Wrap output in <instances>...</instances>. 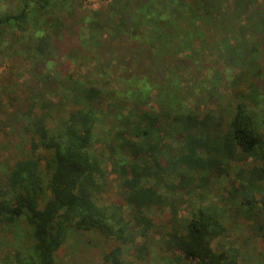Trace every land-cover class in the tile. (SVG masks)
Returning <instances> with one entry per match:
<instances>
[{"label":"trees","instance_id":"1","mask_svg":"<svg viewBox=\"0 0 264 264\" xmlns=\"http://www.w3.org/2000/svg\"><path fill=\"white\" fill-rule=\"evenodd\" d=\"M105 1L80 13L75 0H0V45L6 35L35 30L37 18L53 7L73 10L47 24L50 34L37 30L35 47H16L7 56L12 69L27 63L32 74L26 106L15 107L9 98L0 108V138L8 137V126L17 136L27 133L30 141L22 152L15 149L0 171V224L25 221L32 244L27 252H8L3 264H55L68 229L96 231L116 242L98 264H130L124 247L132 257L148 256L143 239L158 229L152 215L165 208L166 252L188 264H235L237 252L212 247L227 233L229 212L252 221L264 242V107L257 108L263 89L258 61L252 59L258 53L264 57V0ZM77 21L84 28H77ZM63 32L85 53L93 50L89 54L99 65L113 62L120 68L116 77L134 88L124 91L132 105L126 115L100 89L83 88L68 75L55 79L40 68L49 49L59 51ZM209 38L216 39L218 57L236 69V82L243 86L233 92L231 109H219L213 95L197 93L203 107L195 103L173 111L171 104L180 99L155 83L171 88L168 75L190 74L202 59L195 48L205 49ZM18 51H25L24 59L15 57ZM150 90L159 91L156 108H146ZM106 119L117 125L112 141L102 145L97 124ZM169 138L173 144L165 145ZM219 180L227 186L213 201ZM109 184L121 196L104 203L101 192ZM176 196L199 203L185 222L179 221Z\"/></svg>","mask_w":264,"mask_h":264},{"label":"rangeland","instance_id":"2","mask_svg":"<svg viewBox=\"0 0 264 264\" xmlns=\"http://www.w3.org/2000/svg\"><path fill=\"white\" fill-rule=\"evenodd\" d=\"M105 2V0H75L76 5H80V13L83 12L84 9L88 11L99 9L105 4ZM71 12H73V10L70 8L59 10L57 7H53L46 13H43L40 16V19L37 18L36 22H34L36 23L35 30H30L27 33H17L14 38H12L11 35L5 36L4 43L0 45L2 52L0 55V108L2 110L7 107V101L9 98L16 100L15 107L24 108L26 106V96L28 95L27 89L30 88L27 83H29L32 74L31 66L27 63L20 64L19 69H12V65L7 59V56L10 55L12 50L17 48H25V51H28L29 48L35 47L37 44L35 32L37 30L44 29L42 32H44L45 35L50 34L52 30L48 28V23H51L55 17L67 18L68 14ZM75 13L78 15V12ZM88 14L89 13H86L85 15L87 16ZM77 24V28H84L83 23L77 21ZM219 26H222V24L220 23L218 27ZM67 31L74 32L75 28H69ZM59 35L62 36L60 37V48L57 47L59 51H55L56 49L54 48L49 49L50 55L47 56V58H49L47 63L40 62L43 64L40 65V68L44 73L55 79H58L60 75H68L72 77L74 81H78L83 88L96 87L100 89L103 94L108 96L112 103L118 104L122 107V109L117 108L116 111L120 112L122 115H126L132 105L128 102L130 96H125L124 91L125 89L130 90L134 88L124 84L122 80L116 77L115 72L117 73L120 71V68H116L113 62L106 63L103 61V63L99 65L95 58H92V54H89L94 52L93 50L89 53H85L78 43L75 42L73 36L70 41H68L66 33L64 34L63 32ZM14 39L17 40L13 45L11 41ZM209 39L210 41H206L207 44L205 42L207 46L205 49L201 50L202 45L195 48L197 51L195 56L198 55L199 60L201 57L202 59L200 63H197L198 65L195 64L190 68V74L181 71L176 74L168 75L172 82L169 83L172 84L171 88H168V86L166 88V84L163 81L155 83V85L160 89H163V91L169 90V94L180 99L177 105L171 104L173 111L176 110L175 108L179 110L184 106H192L195 103L203 107L204 103L198 101L197 93L199 95L205 93L204 95L207 94L208 97L213 95L217 99L219 109L224 107L231 109L230 104L233 100V92L235 93L239 90V86H243L240 81L238 83L236 82L238 76L235 71L236 69L226 67L218 57V51L213 48V43L216 42V39L215 41H213L212 38ZM225 40H228V37H226ZM205 50L209 51L208 54ZM25 51L22 52V54L18 51L16 53L17 55L15 54V57L20 58V60L24 59L26 55ZM31 58L38 59L34 55H32ZM263 58L264 57H261L259 53L252 57L254 61H258V87L263 89V91L259 92L263 100L257 108L264 107ZM192 77L199 78L197 83L192 80ZM192 84H194L193 87ZM191 88H195V90L193 94L188 97L187 91L191 93ZM158 94L159 91H148L146 108L157 107L155 98ZM62 96L64 99L67 98L65 97L66 95ZM166 99L169 100V98ZM52 102L56 103L58 102V99L54 96ZM1 114H4V112ZM114 123L115 122H112V119H106L103 120L101 124H97V131L102 130L99 132V136L97 135L98 142H102V145H109V142L112 141L111 138L116 130L114 127L117 125ZM4 129L8 132V137L0 138V157L4 160L0 161L1 172L5 171L6 165L9 164L7 161H9L11 155L16 152L15 149L22 152L19 149L25 145H29L30 141L27 133H20L17 136L14 133L13 128L5 126ZM171 143L173 144L170 138L165 140V145H170ZM223 185L227 186L224 180H219L213 185V191L211 192L214 197L213 201H218L217 199H219V197L221 198L219 192H222L221 187ZM120 196L121 193L117 190L114 184H109L106 189L101 192L102 202L104 203L118 201ZM176 198L178 203L180 202L177 206L179 209V221L185 222L188 219L190 212L198 207L199 203L194 197H183V200L178 196H176ZM168 214V210L165 208L152 215L154 226L158 227V229L150 230L146 238L143 239L146 242L147 251H149L148 256H145L142 259L132 257L129 255V248L124 247V257L128 263L188 264L181 262L178 255H173L163 249L164 236H162L163 233L161 231L164 225H166ZM228 217V230L226 235L219 240H215L212 243V247L217 251L224 250L237 252L235 264H264V242L261 237L253 231V222L246 220L234 210L228 213ZM31 244L32 237L30 227L25 221L21 220L14 225L0 224V264L4 263L3 257L8 252L16 250H24V252H27V249ZM115 245L116 242L113 239L107 238L96 231L83 232L75 229H68L64 244L55 254V264H98L101 262L102 256Z\"/></svg>","mask_w":264,"mask_h":264}]
</instances>
